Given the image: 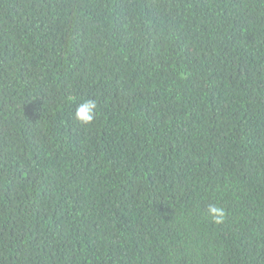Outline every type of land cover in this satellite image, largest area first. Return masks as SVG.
<instances>
[{
	"label": "trees",
	"instance_id": "trees-1",
	"mask_svg": "<svg viewBox=\"0 0 264 264\" xmlns=\"http://www.w3.org/2000/svg\"><path fill=\"white\" fill-rule=\"evenodd\" d=\"M0 264H264V0H0Z\"/></svg>",
	"mask_w": 264,
	"mask_h": 264
},
{
	"label": "clouds",
	"instance_id": "clouds-1",
	"mask_svg": "<svg viewBox=\"0 0 264 264\" xmlns=\"http://www.w3.org/2000/svg\"><path fill=\"white\" fill-rule=\"evenodd\" d=\"M97 109L98 105L95 100H85L78 105L75 111V118L85 125L91 124L96 117ZM207 212L212 222L217 225L223 223L227 217L225 209L216 204H209Z\"/></svg>",
	"mask_w": 264,
	"mask_h": 264
}]
</instances>
